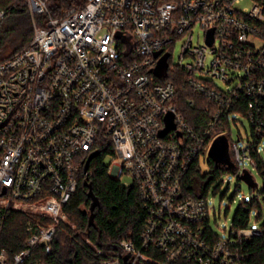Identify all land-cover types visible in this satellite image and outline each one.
<instances>
[{
    "label": "built area",
    "instance_id": "built-area-1",
    "mask_svg": "<svg viewBox=\"0 0 264 264\" xmlns=\"http://www.w3.org/2000/svg\"><path fill=\"white\" fill-rule=\"evenodd\" d=\"M25 1L34 36L0 61V232L7 213L21 211L28 237L13 256L0 249V264H21L40 245L53 253L81 165L105 135L114 144L110 175L137 186L148 216L141 241L122 239L100 264H248L244 243L261 226L211 232L215 207L208 196H183V183L215 136L243 124L240 116L250 129L244 136L239 128L233 160L240 179L248 169L257 180L248 164L264 161V0H85L46 25L36 15L49 12L48 0ZM4 15L0 8V21ZM165 54L168 69L159 76ZM178 70L213 107L202 133L173 101ZM169 112L175 126L162 135Z\"/></svg>",
    "mask_w": 264,
    "mask_h": 264
},
{
    "label": "trees",
    "instance_id": "trees-1",
    "mask_svg": "<svg viewBox=\"0 0 264 264\" xmlns=\"http://www.w3.org/2000/svg\"><path fill=\"white\" fill-rule=\"evenodd\" d=\"M15 1L18 4L13 6ZM84 2L85 0H48L49 12L37 14L36 22L38 25H46L50 17H58L69 7ZM0 8L5 10V15L0 21L1 61L32 40L34 20L25 0H0ZM172 78L176 86L173 101L178 111L196 133H202L213 112V107L209 108V99L187 86L183 71L178 70ZM191 101H194V104H191ZM220 136L226 137L230 148L234 141L232 128ZM96 148L98 152L90 161L88 172L84 171L88 155L81 165L78 188L65 206L68 220L62 223L55 236L53 253H47L42 245L37 246L21 264H100L104 259L113 258V253L120 247L122 239L133 238L137 243L141 241L148 215L138 188L135 184L127 186L119 178L110 175V162L105 158L108 154H114L111 137L102 136ZM207 162L209 170L203 169L198 156L193 161L185 175L183 196H208L211 184L216 182L220 185V180L226 172L237 171V165L232 158L229 162H221L209 153ZM258 169L264 175L263 160L259 161ZM255 190L258 193L252 199L241 200L232 227L247 226L253 212H258L255 218L262 220L260 226L263 233L248 239L244 243L243 252L248 264H264V184L261 189L256 187ZM214 214L216 215V211ZM28 218L29 215L21 211L7 213L0 232V249H6L13 256L26 247ZM208 227L211 232L216 233L211 225ZM152 253L154 256H161L158 250H153ZM137 264L157 263L151 260L149 263Z\"/></svg>",
    "mask_w": 264,
    "mask_h": 264
},
{
    "label": "rangeland",
    "instance_id": "rangeland-1",
    "mask_svg": "<svg viewBox=\"0 0 264 264\" xmlns=\"http://www.w3.org/2000/svg\"><path fill=\"white\" fill-rule=\"evenodd\" d=\"M252 0H244L242 2V5L244 6H251ZM200 27H196L195 29V38L194 42L198 43V35L199 33L201 36H203V32ZM202 39V38H201ZM181 44L182 42H177L172 55V61L174 63H178L180 61V54H181ZM188 58H185L184 62H187ZM216 83L219 86L226 87V83L220 81L219 79H215ZM240 119L243 121V124H240L238 127L236 124L232 125V131H233V137L234 140H237L239 135V128L244 136H247V133L249 132L250 126L249 121L246 116H240ZM215 136L211 143L213 144L215 142ZM226 154L229 158L234 159V150L231 148L226 149ZM209 155V147H206L204 151L200 154V160L203 166L204 170H209V164L207 162V158ZM113 159V155L108 154L105 158L106 161L110 162ZM248 166L252 169L255 177L260 183L259 188L261 189L264 184V175L260 172V170L257 167H253L251 164H248ZM239 170L236 172L228 171L226 172L221 180L220 185H217V183L211 184L210 191L208 194V197L210 199L211 205H213L216 209V215L213 213L211 216V227L214 229L216 233L219 234H226V229H230L234 217L236 214V211L238 210L241 200L245 197L249 199L250 193L252 191V188L250 185L243 179L239 178L238 174ZM238 185H241V187H238ZM253 215L250 220V225H261L262 220L258 221L255 218L256 211L253 212Z\"/></svg>",
    "mask_w": 264,
    "mask_h": 264
},
{
    "label": "water",
    "instance_id": "water-1",
    "mask_svg": "<svg viewBox=\"0 0 264 264\" xmlns=\"http://www.w3.org/2000/svg\"><path fill=\"white\" fill-rule=\"evenodd\" d=\"M212 31L213 29L210 30L209 32V41L212 43L213 42V36H212ZM127 40L129 41V43H131V38H127ZM156 55H158V52L156 53ZM168 69V54L163 55L157 64V67L155 69V72L159 75L162 76L163 74H165L167 72ZM174 113L173 112H169L166 116H165V121H166V127L161 131L162 135H165L166 133H168L172 128H174L175 123H174ZM228 148V143H227V139L224 136H220L218 137L215 142L213 143L211 149H210V155L214 156L217 160L221 161V162H229L230 158L228 157V155L226 154V149ZM98 150H95L93 152H91V154L88 156V158L86 159L85 165H84V171L88 172L89 170V165H90V161L93 159V157L97 154ZM241 178L243 180H245L251 187H253L254 189L257 187L258 185V181L253 177L252 173L248 170L245 169L244 173L241 175ZM96 202H94L93 205H95Z\"/></svg>",
    "mask_w": 264,
    "mask_h": 264
}]
</instances>
